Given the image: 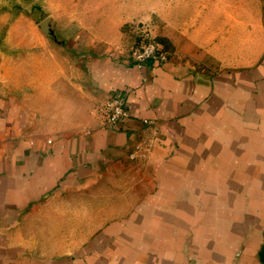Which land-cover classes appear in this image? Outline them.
Listing matches in <instances>:
<instances>
[{
	"label": "crops",
	"instance_id": "crops-1",
	"mask_svg": "<svg viewBox=\"0 0 264 264\" xmlns=\"http://www.w3.org/2000/svg\"><path fill=\"white\" fill-rule=\"evenodd\" d=\"M138 66L0 36V264H264V0ZM253 12V13H252ZM125 95L127 116L104 125ZM147 121L145 123L144 121Z\"/></svg>",
	"mask_w": 264,
	"mask_h": 264
},
{
	"label": "rangeland",
	"instance_id": "rangeland-1",
	"mask_svg": "<svg viewBox=\"0 0 264 264\" xmlns=\"http://www.w3.org/2000/svg\"><path fill=\"white\" fill-rule=\"evenodd\" d=\"M258 7L255 0H0V36L11 27L12 41L65 42L88 30L98 54L130 61L152 41L157 56L177 59L210 35L226 36L230 25L237 43L246 8ZM108 112L106 102L104 124Z\"/></svg>",
	"mask_w": 264,
	"mask_h": 264
},
{
	"label": "built area",
	"instance_id": "built-area-1",
	"mask_svg": "<svg viewBox=\"0 0 264 264\" xmlns=\"http://www.w3.org/2000/svg\"><path fill=\"white\" fill-rule=\"evenodd\" d=\"M157 51V44L152 41H147L142 45L141 49L136 52L132 61L138 66L145 65L154 60L165 61V59L162 58L163 56H157ZM107 107L109 108V112L104 125L112 128L127 116L124 93L122 91L112 92L108 98ZM144 122L147 123L146 120Z\"/></svg>",
	"mask_w": 264,
	"mask_h": 264
}]
</instances>
